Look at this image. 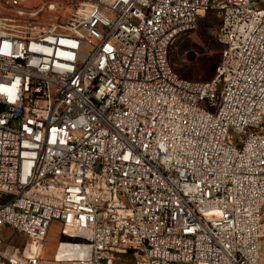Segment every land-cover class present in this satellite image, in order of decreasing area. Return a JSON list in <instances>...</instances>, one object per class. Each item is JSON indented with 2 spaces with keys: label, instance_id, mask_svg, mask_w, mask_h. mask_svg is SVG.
Wrapping results in <instances>:
<instances>
[{
  "label": "built area",
  "instance_id": "1",
  "mask_svg": "<svg viewBox=\"0 0 264 264\" xmlns=\"http://www.w3.org/2000/svg\"><path fill=\"white\" fill-rule=\"evenodd\" d=\"M209 10L193 81L170 53ZM53 226L57 263L263 264L264 0L2 3L0 264H45Z\"/></svg>",
  "mask_w": 264,
  "mask_h": 264
},
{
  "label": "rangeland",
  "instance_id": "2",
  "mask_svg": "<svg viewBox=\"0 0 264 264\" xmlns=\"http://www.w3.org/2000/svg\"><path fill=\"white\" fill-rule=\"evenodd\" d=\"M4 1L0 0V6ZM221 22L222 19L219 17L218 11L209 10L199 19L198 28L195 31L184 33L179 37L170 53V61L176 72L193 81H208L214 78L217 67L222 62L224 49V45L217 39ZM4 239L7 244L17 246H22L27 241L26 237L10 227L4 229ZM60 240L78 241L79 239H73L64 229L61 228L59 231L57 227L53 226L45 240L44 263L51 261L55 247ZM262 263L264 264V251ZM57 264L72 263L62 262Z\"/></svg>",
  "mask_w": 264,
  "mask_h": 264
},
{
  "label": "bare ground",
  "instance_id": "3",
  "mask_svg": "<svg viewBox=\"0 0 264 264\" xmlns=\"http://www.w3.org/2000/svg\"><path fill=\"white\" fill-rule=\"evenodd\" d=\"M29 243L30 244L28 245V248H27L28 253L40 252V247L39 246L35 247V243L32 242V241H30ZM65 250L63 252H60V254L61 255L62 254L64 255L65 254ZM78 254L81 255L82 253L81 252H78Z\"/></svg>",
  "mask_w": 264,
  "mask_h": 264
},
{
  "label": "crops",
  "instance_id": "4",
  "mask_svg": "<svg viewBox=\"0 0 264 264\" xmlns=\"http://www.w3.org/2000/svg\"><path fill=\"white\" fill-rule=\"evenodd\" d=\"M50 262H52V264H57V262L53 263V261H46L45 264H50Z\"/></svg>",
  "mask_w": 264,
  "mask_h": 264
},
{
  "label": "trees",
  "instance_id": "5",
  "mask_svg": "<svg viewBox=\"0 0 264 264\" xmlns=\"http://www.w3.org/2000/svg\"><path fill=\"white\" fill-rule=\"evenodd\" d=\"M23 245H24V244H23ZM23 245H22V246H23Z\"/></svg>",
  "mask_w": 264,
  "mask_h": 264
}]
</instances>
